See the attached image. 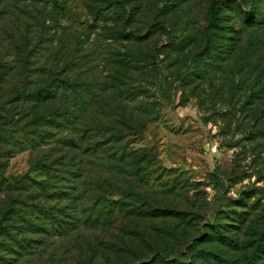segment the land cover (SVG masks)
<instances>
[{
  "label": "rangeland",
  "instance_id": "rangeland-1",
  "mask_svg": "<svg viewBox=\"0 0 264 264\" xmlns=\"http://www.w3.org/2000/svg\"><path fill=\"white\" fill-rule=\"evenodd\" d=\"M237 3L264 9V0ZM225 14L241 43L216 57L202 55L212 0H0L4 264H154L162 255L188 262L193 241L213 225L234 230L242 250L249 227L264 231V98L254 95L264 85V27ZM218 34L228 52L232 33ZM139 52L143 60L127 61ZM118 58L129 66L116 67ZM118 78L122 98L111 87ZM51 90L57 98H31ZM75 104L87 111L68 129L39 117ZM145 105L153 108L141 117L146 129L121 143L110 142L112 130L90 140L86 133L82 149L105 142L96 153L64 143ZM53 162L57 177L42 168ZM46 209L59 217L64 209L72 229L30 231L45 226ZM228 211L247 219L228 220ZM226 249L232 264H244L246 250Z\"/></svg>",
  "mask_w": 264,
  "mask_h": 264
},
{
  "label": "trees",
  "instance_id": "trees-1",
  "mask_svg": "<svg viewBox=\"0 0 264 264\" xmlns=\"http://www.w3.org/2000/svg\"><path fill=\"white\" fill-rule=\"evenodd\" d=\"M230 3H227L226 1H218V0H212V18L209 23V26L207 28V36H208V42L207 47L202 55H215L216 57H220L219 53H227L228 55L231 54L236 50V47L241 43V36L234 30V28L229 25V23L232 22V19L225 14L226 10L230 9L235 17H238L239 19L245 21L247 25L251 27H264V9L261 10L258 7L254 6L253 8H244L241 7L237 0L229 1ZM225 23V24H224ZM159 24V22H155L154 25ZM225 25V28L224 26ZM224 29L227 33L230 31L233 36H225L224 39L230 40V47L228 52L225 50H220L222 44H218L217 37H222L220 34H218V31L221 29ZM122 36L134 40V34L130 32H122ZM113 37V36H112ZM133 37V38H132ZM218 44V45H217ZM219 47V48H218ZM233 50V51H232ZM217 51V52H216ZM232 51V52H231ZM231 52V53H230ZM133 53H130V58L128 54H125V56L128 57V60H134L140 59L139 61L143 60V57L141 56L142 53L139 52V54L132 55ZM124 55V54H123ZM122 55V56H123ZM134 56V58H133ZM222 57V56H221ZM135 61V60H134ZM114 65L118 68H122L125 66H129L124 58H118L114 62ZM123 83L119 78L117 79V83L113 84L111 87L113 91H115L120 98L124 93ZM134 92H131L133 101L138 99L140 97V92H137L136 89ZM58 90H51L49 92H36L32 95V99L34 101H42V100H48V99H55L57 98ZM79 91L76 90L73 96H76L74 99L76 100L77 97L82 98V96H79ZM263 94V95H260ZM257 99H263L264 98V85L261 87V90L258 93H255ZM122 98V97H121ZM82 107L77 106V104L67 108V110L63 112H58V114L52 115H46V116H39L41 119H43L45 122H47L46 126H50L56 130H60L62 128L68 129L70 126H73L77 121L84 120V113L87 111L86 109L80 108ZM80 108V109H78ZM153 108L149 107L147 105L144 106L143 110L137 109L139 113L133 114L130 116V119L123 118V120H118L117 124L115 126H111V128L107 129L104 124L101 126H89L88 130L81 131V134H79L81 137L77 138H67L64 143L67 147L70 148V150H83V151H91V153H96L98 150H100V146H103L105 142H96L93 146H87L82 149L84 140L87 137V134L89 137H87L88 140L92 139L93 132H98L99 135L103 134V136H106V133H108L109 130L113 131V134L111 136H116L115 139L110 140V142L115 143H121L125 136L133 135V134H140L146 129L147 122L144 119H141V117H149V115L152 113ZM124 114V113H120ZM55 116V117H54ZM136 117H139V119H135ZM118 125H121L123 127L119 128ZM110 131V132H112ZM43 132V131H42ZM87 133V134H86ZM86 136V137H85ZM41 139L47 138L48 136H45L44 134H40L39 136ZM103 148V147H102ZM101 148V150H102ZM125 153V151L123 150ZM63 164V163H61ZM55 162L45 165L43 164L42 168L46 169L49 177H57L55 174H52V171L55 170L54 167ZM64 165V164H63ZM56 171V170H55ZM43 185L44 190H46V187L49 185L48 183L45 184L44 182H40ZM10 188V186H8ZM17 188V186H16ZM62 192L57 193L55 192L54 195H61ZM52 196V195H50ZM56 196V197H57ZM57 199H59L57 197ZM241 203H243L242 200H239ZM62 215L59 217L57 216L52 210L49 209L43 210L42 215L43 218L47 219V222H45V226L38 225L36 228H30V231H41L44 230L46 233H50L49 229L51 230H57L59 228V231L67 232L70 231L73 227V222L66 218H70L71 215L65 210H62ZM164 213H166L164 211ZM248 214L247 212H241L237 213L234 211H228L226 214V219L237 221L241 224H243V221H246L245 215ZM233 215V216H232ZM227 224H216L211 226L208 234L203 235L202 238H198L193 241V245L189 247L190 250H194L195 253L192 254L190 261H184L180 258L176 259H168L164 257V255L161 256L160 260H157L154 264H157L158 262L163 264H232L234 260L225 257L224 255L227 254V249L230 248L233 250H239L244 251L246 250L247 253L244 255V264H264V231L255 228L254 226L249 227V234L251 235V240H245V249L242 250L240 243L236 240V236H234V230H229L226 226ZM10 227V226H9ZM7 231V230H6ZM5 231V232H6ZM5 235H9V232L5 233ZM22 241L28 242L29 240L23 239L19 242L18 247L22 248L24 244ZM237 255H235L236 257ZM236 263V260H235ZM0 264H4L3 258H0Z\"/></svg>",
  "mask_w": 264,
  "mask_h": 264
}]
</instances>
